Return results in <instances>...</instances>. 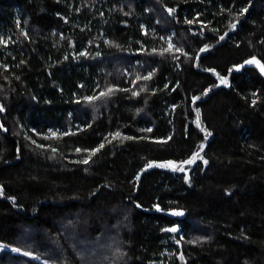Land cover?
Listing matches in <instances>:
<instances>
[{"label":"trees","instance_id":"1","mask_svg":"<svg viewBox=\"0 0 264 264\" xmlns=\"http://www.w3.org/2000/svg\"><path fill=\"white\" fill-rule=\"evenodd\" d=\"M262 67L264 0H0V264H264Z\"/></svg>","mask_w":264,"mask_h":264},{"label":"snow or ice","instance_id":"2","mask_svg":"<svg viewBox=\"0 0 264 264\" xmlns=\"http://www.w3.org/2000/svg\"><path fill=\"white\" fill-rule=\"evenodd\" d=\"M232 27H235V25H232ZM248 63H257V64H258V62L255 61V60L248 61ZM261 70L264 71V67H262ZM221 82H222V83H226L224 80H222ZM149 131H150V130H149ZM115 135H116V136H119V133H116ZM100 147H103V145H101ZM53 151H54V150H53ZM97 151H98V149H97ZM93 154H94V153H93ZM198 156H199V153H196V155H194L190 160L186 161L185 163H188V164L193 163V162L197 159ZM81 162H82V163H88V160H83V161H81ZM204 162L207 163V161H204ZM152 166H153V165H151V164L148 165V167H152ZM161 166H163V165H161ZM167 166L172 167L173 170H176V171H183V170H184L183 167H180V166H177V165H174V164H169V165H167ZM166 231H175V229H166Z\"/></svg>","mask_w":264,"mask_h":264},{"label":"rangeland","instance_id":"3","mask_svg":"<svg viewBox=\"0 0 264 264\" xmlns=\"http://www.w3.org/2000/svg\"><path fill=\"white\" fill-rule=\"evenodd\" d=\"M168 44L171 46V43L168 42Z\"/></svg>","mask_w":264,"mask_h":264},{"label":"water","instance_id":"4","mask_svg":"<svg viewBox=\"0 0 264 264\" xmlns=\"http://www.w3.org/2000/svg\"><path fill=\"white\" fill-rule=\"evenodd\" d=\"M237 70V69H236Z\"/></svg>","mask_w":264,"mask_h":264}]
</instances>
